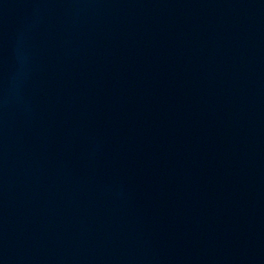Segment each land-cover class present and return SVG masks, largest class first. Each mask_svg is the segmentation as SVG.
Here are the masks:
<instances>
[{"label": "water", "instance_id": "obj_1", "mask_svg": "<svg viewBox=\"0 0 264 264\" xmlns=\"http://www.w3.org/2000/svg\"><path fill=\"white\" fill-rule=\"evenodd\" d=\"M0 264H264V0H0Z\"/></svg>", "mask_w": 264, "mask_h": 264}]
</instances>
